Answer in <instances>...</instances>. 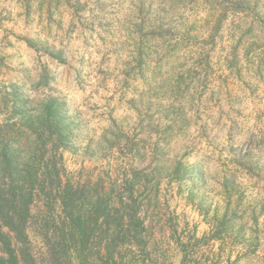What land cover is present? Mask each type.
<instances>
[{"label": "clouds", "instance_id": "clouds-1", "mask_svg": "<svg viewBox=\"0 0 264 264\" xmlns=\"http://www.w3.org/2000/svg\"><path fill=\"white\" fill-rule=\"evenodd\" d=\"M0 264H264V0H0Z\"/></svg>", "mask_w": 264, "mask_h": 264}]
</instances>
